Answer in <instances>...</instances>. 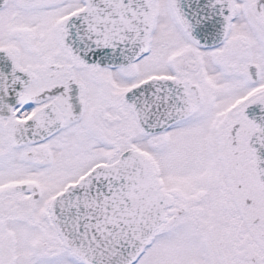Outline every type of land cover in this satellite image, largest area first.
<instances>
[{
  "label": "snow or ice",
  "instance_id": "snow-or-ice-1",
  "mask_svg": "<svg viewBox=\"0 0 264 264\" xmlns=\"http://www.w3.org/2000/svg\"><path fill=\"white\" fill-rule=\"evenodd\" d=\"M0 264H264V0H0Z\"/></svg>",
  "mask_w": 264,
  "mask_h": 264
}]
</instances>
